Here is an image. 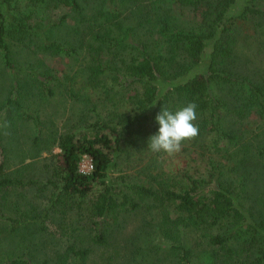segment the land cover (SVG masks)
<instances>
[{"label": "trees", "instance_id": "obj_1", "mask_svg": "<svg viewBox=\"0 0 264 264\" xmlns=\"http://www.w3.org/2000/svg\"><path fill=\"white\" fill-rule=\"evenodd\" d=\"M241 1L31 0L71 15L29 24L35 9L0 0V264H264V0L231 14ZM48 101L78 121L55 131ZM189 102L198 136L149 150L161 109ZM53 147L56 166L36 163Z\"/></svg>", "mask_w": 264, "mask_h": 264}, {"label": "rangeland", "instance_id": "obj_2", "mask_svg": "<svg viewBox=\"0 0 264 264\" xmlns=\"http://www.w3.org/2000/svg\"><path fill=\"white\" fill-rule=\"evenodd\" d=\"M14 1H16L19 4V6L23 9V11H27L30 13L32 11L30 9H35L38 12L39 16H36V18H35L36 21L34 20V18H32V20H27V22H29V24L32 23L31 21H33L34 23L37 22V23L41 24L42 21L45 20L46 18L59 19L63 15H71V10L68 9L67 7H63V6H61L59 10L54 11V10H50L51 8H47L49 10H46V8H37L36 6H34L35 4H34V2L32 3L31 0H14ZM247 1L248 0H242L240 3H238V5L236 6V10H233V12L231 14H235V15L240 14V11H242V9L245 7ZM202 11H203L202 7L197 6L195 9H193V11L192 10H191V12L188 11V13L191 17L193 16L194 19H199V21H200L201 16H202ZM68 22L73 23L71 21V19H69ZM46 61L50 65V67L57 69L59 71L66 69V67H67L66 60L60 58L59 56H53L50 59L49 58L46 59ZM20 69H21V71H23L24 67L21 65ZM11 73H12L11 69L6 68L5 65L3 64L2 57L0 54V102L4 101L6 99V97L8 96L9 90L11 88V80H10ZM59 100H62V99H59ZM67 104L66 103L61 104L60 102L49 103V101L47 103L41 102V104L36 106L37 107L36 109L38 111H41V112H46L49 115L50 114L53 115L50 117V120H54L56 123V125H54L55 131L63 132V131H65V130H63V128L65 127V123L67 121L73 122V123L75 121H78V118H77V114H78L77 109L78 108H77V106L72 107L71 103H67ZM62 105H64V106H62ZM66 107H68L69 111H67L65 113ZM70 110H71V112H70ZM0 116H3L4 119L6 118L4 116V112L3 113L1 112ZM40 116L45 118L43 113H40ZM20 121H21V124H19L20 126H17V128H19L20 130L22 129L23 130L22 132L26 133L27 136H29L35 132L36 128L32 122H28L27 119H20ZM16 145L17 144L14 143V145L12 147H15ZM22 146L27 147L26 145H22ZM52 150L53 151H50L48 153H43L41 160H39V161L37 160L36 163L39 162L40 164H47L50 167L56 166L59 155L61 153V150L57 147H53ZM10 155L16 156L17 154H14V153L11 154L10 153ZM43 157H47L48 159L46 158L47 160L44 161ZM84 161L85 160L83 158L81 164H83ZM183 161H184V159H182V160L175 159L172 161V166H174L175 169L182 167ZM29 162H31V161L27 160V163H29ZM9 165H10V167L7 169L8 173L13 172L16 168L19 167L18 165H15V162H13L12 160L9 163ZM129 165H131V164H129ZM194 165H195V163L193 164V167H194ZM205 165H206V163H203V165L201 167L202 173L205 172ZM48 170H50V169H48ZM129 170H132L131 173L136 172L134 165H132V168H130ZM194 170H198V168L195 167ZM52 222H53L52 219L47 220L46 225L48 227H50V229L53 227V224H54ZM138 222H140L139 218L137 216H134L133 219L131 220V225L138 224ZM150 233L156 237H159V235H160L156 226H152L150 228ZM38 237L36 240H38Z\"/></svg>", "mask_w": 264, "mask_h": 264}, {"label": "clouds", "instance_id": "obj_3", "mask_svg": "<svg viewBox=\"0 0 264 264\" xmlns=\"http://www.w3.org/2000/svg\"><path fill=\"white\" fill-rule=\"evenodd\" d=\"M196 108L192 102L175 111L162 108L155 117L159 125L158 132L149 137L148 149L154 153L173 155L181 150L185 141L198 136Z\"/></svg>", "mask_w": 264, "mask_h": 264}, {"label": "built area", "instance_id": "obj_4", "mask_svg": "<svg viewBox=\"0 0 264 264\" xmlns=\"http://www.w3.org/2000/svg\"><path fill=\"white\" fill-rule=\"evenodd\" d=\"M83 158H84V162H83V164H81V162H82V160H83ZM83 158H82V160H81V162H80V172L82 173V174H90V173H92V171H93V161L91 160V158L90 157H88V156H83Z\"/></svg>", "mask_w": 264, "mask_h": 264}]
</instances>
